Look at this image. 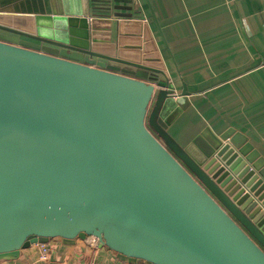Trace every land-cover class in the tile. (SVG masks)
Returning <instances> with one entry per match:
<instances>
[{
	"label": "water",
	"instance_id": "95a60500",
	"mask_svg": "<svg viewBox=\"0 0 264 264\" xmlns=\"http://www.w3.org/2000/svg\"><path fill=\"white\" fill-rule=\"evenodd\" d=\"M139 9L0 0V261L83 236L148 264H264L261 153L234 130L181 145L186 91L96 50Z\"/></svg>",
	"mask_w": 264,
	"mask_h": 264
},
{
	"label": "crops",
	"instance_id": "0c3cea01",
	"mask_svg": "<svg viewBox=\"0 0 264 264\" xmlns=\"http://www.w3.org/2000/svg\"><path fill=\"white\" fill-rule=\"evenodd\" d=\"M140 0L139 16L114 23L108 54L162 71L183 109L170 133L186 146L204 129L234 130L264 157V0ZM120 14L133 15L122 11ZM0 264H148L87 237L54 239Z\"/></svg>",
	"mask_w": 264,
	"mask_h": 264
},
{
	"label": "built area",
	"instance_id": "2783aa9c",
	"mask_svg": "<svg viewBox=\"0 0 264 264\" xmlns=\"http://www.w3.org/2000/svg\"><path fill=\"white\" fill-rule=\"evenodd\" d=\"M90 241V244L97 245L99 244V241L96 238H88ZM51 252V249L48 244L39 245V253H40V260L45 261L48 258L49 253Z\"/></svg>",
	"mask_w": 264,
	"mask_h": 264
},
{
	"label": "bare ground",
	"instance_id": "6f19581e",
	"mask_svg": "<svg viewBox=\"0 0 264 264\" xmlns=\"http://www.w3.org/2000/svg\"><path fill=\"white\" fill-rule=\"evenodd\" d=\"M96 50L102 52V53H105V54H108V49L107 47H98Z\"/></svg>",
	"mask_w": 264,
	"mask_h": 264
}]
</instances>
